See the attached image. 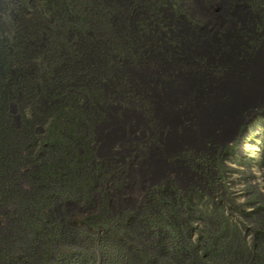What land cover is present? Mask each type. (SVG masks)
Segmentation results:
<instances>
[{"label":"trees","instance_id":"trees-1","mask_svg":"<svg viewBox=\"0 0 264 264\" xmlns=\"http://www.w3.org/2000/svg\"><path fill=\"white\" fill-rule=\"evenodd\" d=\"M79 5L0 0V213L10 220L0 232V264H264V185L245 187L252 211H243L224 183V165L206 166L208 176L187 196L171 186L142 209L116 214L108 191L97 202L98 180L87 170L74 180L43 161L44 139L55 148L62 133L71 135L57 102L76 97L84 67L76 63L86 59L79 43L91 44L95 26H107L102 6L91 13L92 4ZM36 164L27 190L23 169ZM80 164L72 166L76 175ZM257 167L264 181V152ZM71 197L81 214L57 215Z\"/></svg>","mask_w":264,"mask_h":264},{"label":"bare ground","instance_id":"bare-ground-1","mask_svg":"<svg viewBox=\"0 0 264 264\" xmlns=\"http://www.w3.org/2000/svg\"><path fill=\"white\" fill-rule=\"evenodd\" d=\"M86 1L91 13L108 11L91 44L79 43L86 59L76 67L84 64L77 78L100 89L89 106L98 153L126 168L115 203L201 177L179 156L216 152L264 128V45L248 53L242 34L264 36V0Z\"/></svg>","mask_w":264,"mask_h":264},{"label":"rangeland","instance_id":"rangeland-1","mask_svg":"<svg viewBox=\"0 0 264 264\" xmlns=\"http://www.w3.org/2000/svg\"><path fill=\"white\" fill-rule=\"evenodd\" d=\"M81 7L87 2L86 0H79ZM154 2L156 0H153ZM180 2L179 0H174ZM168 0H157V5L168 6ZM177 6L176 4H173ZM80 7V8H81ZM158 11V10H157ZM107 29V28H106ZM98 41V40H97ZM80 52V51H79ZM74 88L77 91L76 97L71 99H66V101L60 102L57 104L62 105L60 108H63L67 114L64 117L63 124L65 130L70 128L71 135L68 137L65 133H62L63 139L58 145L54 148L52 142L48 139H44L41 142V150L39 149L38 153L42 154V159L44 162H53L60 165L63 175L68 178L73 175L75 180L76 177H83L86 173V170L93 175L94 181L97 179L96 185V200L101 202L102 200L107 199L105 191H108V198H111V204L113 210L116 214L121 212L135 211L137 209H142L144 205L147 204L149 197L158 196L162 191L170 189L171 186L175 187L177 190L181 191V194L187 196V192L193 188H199L203 176H208V171L206 166L211 164L218 163L219 165H224L227 169L223 172L224 183L228 187L229 191L232 193V196L235 198V202L240 206L243 211H252V208L246 205L247 198L245 197V187L249 184L252 187H259L264 185L262 178V173L259 167H257L258 159L261 154L264 152V131L254 132L251 136L243 138L241 133L234 142H229L225 146L218 144L217 152L210 150H201L196 153L194 150L186 151L182 156H179L181 159H185V165L188 166L189 170L200 175L201 177H192L189 173L190 179L185 184L181 183L178 180L165 181L162 183H156L150 185L149 189L142 194H134V202L130 205L117 204L114 202L115 196H120L126 177L124 175L125 167H121L120 164L115 163L114 160L109 159L108 157L100 156L97 149V143L95 140V122L89 120V106L92 96L97 95L100 92L95 86L91 84H85L81 78L77 85H74ZM91 98V99H90ZM70 103L72 104L70 106ZM77 112L83 114L82 120L77 119ZM90 125L91 129L89 134L85 135V139L81 137L84 135L85 127ZM243 128V127H242ZM40 135H45V128L40 129ZM59 141V140H58ZM211 145V144H209ZM89 156L88 162H85V157ZM79 158V159H78ZM78 162H81L80 171H73L72 166ZM212 162V163H211ZM38 164L32 169H23L24 175V187L27 190L30 188V176L33 171L37 172ZM195 176V175H194ZM72 178V177H71ZM93 179V178H92ZM152 188H156V192L153 193ZM263 193V202H264V188L260 189ZM124 196V195H123ZM75 198L71 197V202L73 203V209L71 211H62L57 210V215L64 217L76 214H81V211L78 208V205ZM69 201V202H70ZM120 201V199H119ZM175 201V200H174ZM84 213V212H83ZM82 213V214H83ZM205 212H203L204 214ZM90 213H84L88 215ZM10 220L8 214L0 213V232L9 224ZM242 228H244L242 226ZM255 235H250L249 240H253ZM72 254V253H71ZM70 254V255H71ZM74 256V253L72 254ZM71 255V257H72Z\"/></svg>","mask_w":264,"mask_h":264},{"label":"flooded vegetation","instance_id":"flooded-vegetation-1","mask_svg":"<svg viewBox=\"0 0 264 264\" xmlns=\"http://www.w3.org/2000/svg\"><path fill=\"white\" fill-rule=\"evenodd\" d=\"M264 5V4H263ZM258 31H263L264 29V23L263 24H258L257 25ZM242 34L244 35V39L247 40L248 42H250V48L246 49V52L250 53L252 51H256V50H260V48L264 45V36L263 35H258V36H254V39H249L247 32H242ZM228 71V68H224L221 69L220 73L218 74L219 76H223L226 74V72ZM97 121H101V120H97ZM211 146V145H210ZM214 150L217 152V148H219L218 145H214Z\"/></svg>","mask_w":264,"mask_h":264},{"label":"water","instance_id":"water-1","mask_svg":"<svg viewBox=\"0 0 264 264\" xmlns=\"http://www.w3.org/2000/svg\"><path fill=\"white\" fill-rule=\"evenodd\" d=\"M73 209V203L72 202H68L65 205H60L56 208L57 210H62V211H71Z\"/></svg>","mask_w":264,"mask_h":264}]
</instances>
